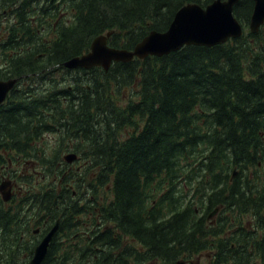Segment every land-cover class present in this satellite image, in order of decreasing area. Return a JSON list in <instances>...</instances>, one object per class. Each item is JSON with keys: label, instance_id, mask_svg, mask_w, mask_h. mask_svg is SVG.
Instances as JSON below:
<instances>
[{"label": "trees", "instance_id": "obj_1", "mask_svg": "<svg viewBox=\"0 0 264 264\" xmlns=\"http://www.w3.org/2000/svg\"><path fill=\"white\" fill-rule=\"evenodd\" d=\"M214 1L65 0V19L55 1L52 23L44 26L31 21L44 6L34 10L32 0H0V13L12 17L1 27L0 80L49 83V95L25 87L27 93L13 90L0 106V184L17 158L50 179L49 188L36 190V175L16 176L28 192L8 208L0 205V249L17 243L19 264H27L35 246L31 221L40 216L49 217L50 228L60 218L45 264H175L206 251L212 264H261L255 254L264 255V229L262 242L248 240L249 230L240 240L232 229H207L201 216L216 206L241 216L255 210L264 215L262 202L244 206L249 195L264 194V26L250 33L252 0L234 8L244 28L240 39L113 63L109 71L63 68L101 35L112 32L110 47L133 50L152 31H167L185 5ZM44 95L85 100L71 109L52 101L36 106ZM28 107L46 110L50 118L26 120L21 115ZM33 128L41 134L60 129L66 141L68 132L95 131L88 142L92 151L76 152L94 171V184L69 170L61 152H6L23 145L22 134ZM78 182L103 199L81 207L72 190L80 189ZM81 215L90 229H80ZM125 238L141 249L125 245Z\"/></svg>", "mask_w": 264, "mask_h": 264}, {"label": "flooded vegetation", "instance_id": "obj_2", "mask_svg": "<svg viewBox=\"0 0 264 264\" xmlns=\"http://www.w3.org/2000/svg\"><path fill=\"white\" fill-rule=\"evenodd\" d=\"M55 1H56V3H55L56 6L59 7V18L65 19V17L67 16L66 4L64 2L65 0H32L34 10H38L40 7H43V6H44V9H43V15L42 16L41 15L35 16L33 14L34 16L31 17V21L34 24L40 23V24H43L44 26H49L52 23L51 14H50V3L55 2ZM3 16H5V17H3ZM11 19H12V17L9 19L6 12L4 14L0 13V34H1L0 38L2 36L1 27L3 25H5L7 22H9ZM43 31H45V28H43ZM108 46H109V44H108ZM37 60H41V56H39L37 58ZM64 64H63V68L66 70H69L64 66ZM95 68H99V69L104 70L101 67H94V68L89 69V70H87V69H76V70H86V71L91 70L92 71ZM70 71H73V70H70ZM10 80H18L14 89H13V90L17 91L16 94H18V95L27 93V90H24L25 87H31L32 92H34V91L44 92V94L49 95V89H48L49 83L20 82V78H15V79H10ZM0 81H9V80H0ZM61 85L64 86L65 84H61ZM44 88H46V90ZM72 89H73L72 86H69V91H71ZM13 90H11L10 93ZM9 94H8V96H9ZM48 95H44L46 97H44L42 99V101L38 102L36 104V106H39L41 104L50 105L51 101H52V102L57 103V104L61 103L63 105L61 107L62 109H67V108L71 109L70 106L72 104L79 102V101L82 102L85 100V99L67 98V97H61V96L56 97V98H49ZM27 97H29V96H27ZM67 103H69L70 105L67 106ZM21 116L26 120H33V121L45 120L47 118H50L49 113L46 110L37 109V107L36 108H34V107L26 108L25 113H23ZM35 116H36V118H35ZM24 133L22 134V135H24V138H25V140L23 141L24 144L20 145V146H15L14 148H10V149L6 150V152L29 153V152H33L34 150H37L39 153H42V152H61L63 154L68 153V154H76L77 155L76 152L87 153V152L92 151L91 147L88 145V142L91 139L89 137L90 136L91 137L96 136V132L92 131V130L91 131L90 130L71 131V132H68L70 135L67 134L68 138L66 141V139H64V134H66V133L61 132L60 129L56 132H44L43 134H41V132H39V131L37 132L33 128L31 132L28 130ZM30 136H31V138H30ZM34 136H37V139H34ZM27 137H28V139H27ZM56 144H58V145L56 146ZM65 156L66 155H64V157ZM64 157H63V161H65ZM77 157H78V159L74 163H68L66 161L64 162V163H66V165L69 166V170H74L77 173H82V171L85 168H88V169L90 168V164L88 163L87 160H85L82 156H79V155H77ZM17 159H18V163L16 165V167H17L16 169L20 168L21 170H23L22 173L18 174L16 170H13V167H14L13 163H12V161H9V165L6 167L4 174H2V176H1V178H2L1 184L3 182H5V180H7V182H10V188L12 190V197H11V200L8 202L4 201L3 196L0 193V205H2L5 208H8L10 206L12 200L15 199V197H17L18 195L20 196L21 194L28 192L27 184H23L20 186L19 184H22V182H18V179L16 178V176L28 175L29 169H30L29 167H36V165H32L29 162H24V161L20 160L19 158H17ZM71 166L74 167L75 169H72ZM34 173L36 175V172H34ZM32 174H30L29 176H31ZM37 176H39V175H36V177ZM91 178H93V179L95 178L94 174H93V176H91ZM233 180H235V179L231 178V181H233ZM238 181L243 182L246 180L245 179H238ZM251 181H256V180L251 179ZM260 182H264V179H262ZM49 183H50L49 178H46L44 176H40V179L36 180V184H35L34 189H36V190H40L41 188L47 189V188H49ZM78 183H79L78 184L79 187H80V185H81V187H80V189L78 188V190H75L76 188L72 189L73 190V196L78 198L80 206L83 207L84 209L88 206V204H92L95 206L96 205L95 202H97L98 199H100V200L103 199V195L93 194L90 196L89 194H91V193H89L87 191V188H85V186L87 184L83 183L84 186H82V183H80V182H78ZM58 185H59L58 190H60L61 189L60 183H58ZM7 189H8V187H7ZM249 197H250L248 199L249 201H247V204L244 205L245 207H247L249 209L253 208L254 205L251 204V201L262 202L258 206H264V194H253V195H249ZM88 199H89V201H87ZM222 209L223 208L216 206V208L213 209L212 211H209L206 214H201V216L206 217L205 222L207 223V226H206L207 229H232V231L236 235V239H240V240L244 239L243 234L245 233L246 230H249V231H252L253 234H250L248 236V240L250 238H257L259 242H262V240L259 239L260 237L262 238L261 235L263 234V231H259V230L264 229V215H262L261 211L255 210V211H251L250 214H246V215L241 216V215L234 214L233 211H226V210L224 211L223 210V212L225 213L224 218L218 219V216L222 212ZM197 213L199 214V211ZM244 217H250L251 219L246 222V221H243ZM229 218H231L230 221H229ZM79 221L81 223L80 229H90V220L89 219H87V218L84 219V216L81 215L79 217ZM57 222H59V224H60V218H58L55 221L53 227L56 225ZM49 223H50L49 217H46V218L41 217L40 218V216H38V217L36 216V217L32 218L30 229L32 230V232H31L32 237L31 238L33 239V245L35 244V246H34L32 257L26 259L27 264H30V261L33 259L36 247L42 242V240L47 236V234L53 228V227H51V228L49 227ZM59 228H60V225H59ZM0 229H4V228H0ZM58 232H59V230H58ZM58 232H57V234H58ZM56 235H55V237H56ZM55 237H54V239H55ZM58 237H59V245H60L61 249L64 251L66 248L65 233L59 234ZM54 239H53V241H54ZM53 241L50 244L48 254H49V251H50L51 246L53 244ZM4 245H6V243L2 244V246H4ZM239 246H241V245L239 244L238 247ZM259 246H260V244L258 245V248H259ZM261 246L263 247V245H261ZM235 247H236L235 244L232 243V249H234ZM258 248H257V250H258ZM207 252L210 253V251H207ZM48 254H47V257H48ZM47 257H46V259H47ZM193 258H194V256L191 257V255L190 256L185 255L179 261H177L175 264H196V262L193 260ZM208 258L211 260V255H209ZM46 259L43 261L42 264H45ZM212 261H213V259H212ZM255 262L256 263L260 262L261 264H263L264 255L258 254V252L256 251ZM0 264H19L17 243H13V246L11 247L10 250L8 249V247H5L4 250L0 249ZM210 264H212V262Z\"/></svg>", "mask_w": 264, "mask_h": 264}, {"label": "water", "instance_id": "obj_3", "mask_svg": "<svg viewBox=\"0 0 264 264\" xmlns=\"http://www.w3.org/2000/svg\"><path fill=\"white\" fill-rule=\"evenodd\" d=\"M252 1L254 10L249 29L250 33L257 34L264 26V0ZM239 2L240 0H215L206 7L187 4L176 13L167 31L162 33L152 31L133 50L109 47L108 39L113 35L109 32L95 38L88 53L68 60L64 66L69 70L101 67L109 71L113 63H129L136 58L139 60L148 57L161 58L186 46L212 48L226 44L230 40L240 39L244 35V28L234 15V8ZM17 81H0V105L6 101ZM64 159L68 163H74L78 157L76 154H69ZM236 176L237 172L234 171L233 178ZM0 193L5 202L11 200L10 182H3L0 185ZM59 225L57 222L36 247L30 264H42L46 259Z\"/></svg>", "mask_w": 264, "mask_h": 264}, {"label": "rangeland", "instance_id": "obj_4", "mask_svg": "<svg viewBox=\"0 0 264 264\" xmlns=\"http://www.w3.org/2000/svg\"><path fill=\"white\" fill-rule=\"evenodd\" d=\"M3 17H5V16H3ZM11 17H9V19H10ZM1 35V34H0ZM129 98V96L128 95H126L125 96V98H124V100H127ZM58 144H56V146H57ZM64 155H69L68 153H65ZM64 157V156H63ZM72 167V166H71ZM17 167H13V169H16ZM20 169V168H19ZM34 169L35 168H30L29 169V173H33V176H35V173L33 172L34 171ZM72 169H75L74 167H72ZM19 171H23V170H19ZM236 172L238 173V170H236ZM93 174H94V171H89V169L88 168H85L83 171H82V173H79V176H78V178H82V177H87L85 180L87 181V183H90V182H92L93 184H94V179L93 178H91V176H93ZM95 176V175H94ZM39 180L40 179V175L39 176H37L36 177V180ZM89 180H90V182H89ZM5 182H7V180H5ZM86 183V184H87ZM85 188H87V191L89 192V186L88 185H86V187ZM89 193H91V192H89ZM94 193H91V194H89L90 196L91 195H93ZM213 214V213H212ZM224 215H225V213L222 211L220 214H219V216H218V219H220V218H224ZM230 219L231 218H229V221H230ZM251 218L250 217H244V219H243V221H249ZM235 223V222H234ZM213 227V226H212ZM125 245H129V246H132V247H135L136 249H141V246H139V244H137L133 239H131V238H125ZM209 255H211V260L208 258V256ZM212 259H213V254L210 252H203V253H200L199 255H197V256H195L194 258H193V260L196 262V264H210L211 262H212ZM151 264H157V262H155V263H151Z\"/></svg>", "mask_w": 264, "mask_h": 264}]
</instances>
